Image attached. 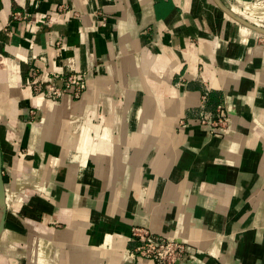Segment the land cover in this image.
<instances>
[{"label": "crops", "instance_id": "crops-1", "mask_svg": "<svg viewBox=\"0 0 264 264\" xmlns=\"http://www.w3.org/2000/svg\"><path fill=\"white\" fill-rule=\"evenodd\" d=\"M218 2L264 29V0H0V264H141L136 227L264 264V34ZM34 69L86 89L53 103ZM205 85L224 136L192 119Z\"/></svg>", "mask_w": 264, "mask_h": 264}, {"label": "built area", "instance_id": "built-area-1", "mask_svg": "<svg viewBox=\"0 0 264 264\" xmlns=\"http://www.w3.org/2000/svg\"><path fill=\"white\" fill-rule=\"evenodd\" d=\"M18 18L21 14L17 15ZM86 73H52L46 78L38 69L32 71V78L27 82L28 88L44 99L58 103L65 96L79 99L86 89ZM34 112V111H33ZM192 119L211 136H224L228 133L232 118L227 103L221 100L212 105L211 88L205 85L200 106L193 109ZM130 255L143 264H185L193 259L192 246L184 241L156 234L148 228L136 227L131 237Z\"/></svg>", "mask_w": 264, "mask_h": 264}, {"label": "water", "instance_id": "water-1", "mask_svg": "<svg viewBox=\"0 0 264 264\" xmlns=\"http://www.w3.org/2000/svg\"><path fill=\"white\" fill-rule=\"evenodd\" d=\"M218 3L222 7V9L224 11H226L231 17H233L234 19H236L240 23H243V24L255 29L256 31L264 34V29L263 28H259V27L250 25L249 23L245 22L241 18H239L236 15H234L230 10L225 8L220 2H218ZM5 190H6V188H5V180H4V176H3V162H2V155H1V152H0V200H1L2 204L4 203V199H5ZM4 222H5V216H3V219L1 221L0 230H1V228L4 227Z\"/></svg>", "mask_w": 264, "mask_h": 264}, {"label": "bare ground", "instance_id": "bare-ground-1", "mask_svg": "<svg viewBox=\"0 0 264 264\" xmlns=\"http://www.w3.org/2000/svg\"><path fill=\"white\" fill-rule=\"evenodd\" d=\"M41 97H43V96H41ZM47 100V99H46Z\"/></svg>", "mask_w": 264, "mask_h": 264}]
</instances>
